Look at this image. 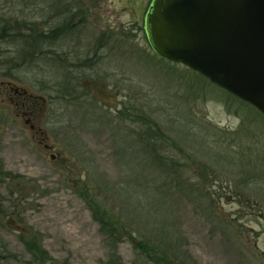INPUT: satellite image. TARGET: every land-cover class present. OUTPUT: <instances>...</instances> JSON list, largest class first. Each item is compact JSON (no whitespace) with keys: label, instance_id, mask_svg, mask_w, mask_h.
Listing matches in <instances>:
<instances>
[{"label":"rangeland","instance_id":"obj_1","mask_svg":"<svg viewBox=\"0 0 264 264\" xmlns=\"http://www.w3.org/2000/svg\"><path fill=\"white\" fill-rule=\"evenodd\" d=\"M2 5L17 12L19 27L28 22L27 0H0ZM134 47L130 57L120 56L124 45L116 44L111 59L83 57L92 67L78 76L82 99L69 103L48 89L63 79L56 69L43 61L20 69L24 85L50 97L56 121L48 131L68 162L59 168L39 153L40 160L30 163L31 149L17 145L10 172L21 177L19 189L0 190L1 197L12 195L3 203L13 214L0 222L3 232L7 227L18 237L3 239L8 250L30 259L19 239L26 234L39 238L53 257L50 264H108L105 237L80 194L89 187L134 237L125 235L118 244L123 264H134V242L164 229L173 231L180 248L172 264H192L182 254L196 264H264V115L238 102L228 107L225 92L187 66L161 60L148 43ZM92 48L83 45L82 52ZM102 93L113 108L96 101ZM124 105L166 135L168 143L160 145L170 149L158 152L165 167L139 145L132 133L138 125L122 123L117 112ZM119 128L128 133L121 137Z\"/></svg>","mask_w":264,"mask_h":264},{"label":"flooded vegetation","instance_id":"obj_2","mask_svg":"<svg viewBox=\"0 0 264 264\" xmlns=\"http://www.w3.org/2000/svg\"><path fill=\"white\" fill-rule=\"evenodd\" d=\"M27 1L29 18L21 27L18 25L17 12L6 5L0 6V190L3 188L1 186H9L15 191L19 189L20 177L10 172L14 171L13 157L19 143L27 144L26 147L31 149L30 163L40 160L39 153L46 154L51 165L59 168H65L68 162L61 157L48 131L51 123L56 121L50 97L43 92L30 90L19 80L22 78L20 69L25 64H37V59L48 68L56 69L58 75L63 76L59 82L61 87L53 85L48 89L53 90L51 92L60 89L63 94L57 99L69 103L82 99V94L78 92L79 81L74 76H79L83 68L90 70L92 67L82 63L83 57L95 61L102 60L104 56L111 59V56H115V44L124 45L121 54H117L125 57H130L131 46L135 44L143 41L150 46L145 18L152 0ZM109 2L117 5L118 10H111ZM22 39H26L29 48H24ZM83 45H92L93 52L83 53ZM108 46L110 48L105 53L104 49ZM66 77L71 79L67 81ZM68 82L72 86V93L75 92L72 96L67 95ZM107 96V93H102L103 100L96 101L104 108H113L106 105L107 100L104 99H108ZM11 197L9 192L5 197L0 195V222L13 216L4 205L9 203ZM13 232L17 233L7 227L3 232L0 223V248L7 241L3 239L13 238L17 242L18 237L10 235Z\"/></svg>","mask_w":264,"mask_h":264},{"label":"water","instance_id":"obj_3","mask_svg":"<svg viewBox=\"0 0 264 264\" xmlns=\"http://www.w3.org/2000/svg\"><path fill=\"white\" fill-rule=\"evenodd\" d=\"M153 52L183 64L264 115V0H152Z\"/></svg>","mask_w":264,"mask_h":264},{"label":"trees","instance_id":"obj_4","mask_svg":"<svg viewBox=\"0 0 264 264\" xmlns=\"http://www.w3.org/2000/svg\"><path fill=\"white\" fill-rule=\"evenodd\" d=\"M22 40H24L25 42L26 39H22ZM24 48L25 49L29 48L28 42H25ZM133 57L135 59H139V57L137 56H133ZM35 61L38 62L37 59ZM199 75L202 76L201 74ZM74 77H76V79L79 81L80 78L78 76H74ZM202 77L205 78L204 76ZM66 79L67 81H69V79L71 78L66 77ZM205 79L207 80L208 84H213L210 81H208L207 78ZM56 85H60L61 87V83L60 84L58 83ZM78 87L80 88V84H78ZM215 87L221 89L223 92L227 94L229 99L225 100V104L228 107L230 104H236L235 102L241 104L242 107H245L246 105H250L242 101L241 99L239 100L238 97L232 95L231 93L225 91L224 89L216 85ZM71 88L72 86L70 85V82H68V88H67L68 96H72L75 93L74 91L72 93ZM54 94H55L54 98L57 99L59 98V95L63 93L60 89L59 90L57 89L54 92ZM138 111L139 110L134 108L133 106L125 107L124 105V109L121 112H117V113L120 114L119 118L121 119L122 123L132 122L133 123L132 125H136V124L138 125L140 130L139 131L135 130L132 133L135 135L137 134L139 136L138 137L139 145L143 146L142 148L146 151L147 156H149V158L152 159V162L160 163L162 159L159 158L160 156L158 152L161 149L162 150H166L167 148L170 149L169 146L165 148L162 145H160V143L161 144L163 143V145L165 146V144L168 143V141H166V135L162 131L161 133L160 129H158V127L155 126V124L150 119H146V118L142 119V116L139 115ZM119 130L121 137H124L125 136L124 134L128 133L123 128H119ZM167 161L169 162V160ZM161 166L165 167L164 165ZM175 166L182 169L181 167L182 165L179 166L178 164H175ZM175 166L174 164H171V167H175ZM157 167L159 168V166ZM171 167H169L167 171H170L172 174L173 171L176 172V169ZM80 194L85 198V201L86 200L89 201L87 204H89V209L91 211L90 214H92L94 221H96L97 224L99 225V230L101 235L105 237V241L109 249L108 264H123L121 255H119L118 253V246H119L118 244H120L122 237H124L125 235L131 237V239H134V237L130 234L125 224H121L117 220H115L114 215L109 213L107 209H105L100 203H98L97 200H95V198L93 197L95 193H93L92 188L86 187L84 189V192ZM27 237L28 236L26 234L19 235V239H21V241L23 242L25 246L24 249H26L27 253L30 255V259L24 260V258H21L20 255L13 254L10 250H8V245L6 243H3L2 248H0L1 264H10L9 260L12 259L20 262V264H50L51 261H53V257L43 247L37 236H33L29 239H26ZM175 237L176 235L173 233V231L171 232L168 229H166V231L165 229L163 231L160 230V234L158 235L154 234L153 236L141 237L140 239L137 240V242L133 243V247L136 255L134 264H172V262L174 263L175 261H178L177 258L180 253L179 252L180 248L178 250V247L175 246L176 245ZM182 255L189 256L188 254H182ZM187 256H185L187 261H190V263L192 264H196L194 260H192Z\"/></svg>","mask_w":264,"mask_h":264}]
</instances>
